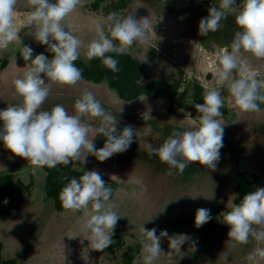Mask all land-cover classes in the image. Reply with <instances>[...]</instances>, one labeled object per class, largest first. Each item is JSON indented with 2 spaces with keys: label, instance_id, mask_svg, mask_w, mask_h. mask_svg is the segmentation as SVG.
<instances>
[{
  "label": "rangeland",
  "instance_id": "374dc122",
  "mask_svg": "<svg viewBox=\"0 0 264 264\" xmlns=\"http://www.w3.org/2000/svg\"><path fill=\"white\" fill-rule=\"evenodd\" d=\"M125 1L126 8L117 15V18L132 15L137 20L147 18L149 21L146 39L143 42H135L128 50L142 61L147 80H179L180 91H186L183 99V102H186L184 112H188L193 102L191 96L195 87L199 88L203 96L212 89L221 91L224 106L220 109L222 116L218 118L219 122L224 124L222 125L224 146L220 149V159L215 170L199 163H192L182 174L172 169L173 174L168 175L167 164L161 162L158 156L149 157L147 151L139 149L137 144L140 127L132 126L134 122L125 119L117 131H122L126 125H130L136 129L137 134L127 151L114 154L103 162L82 151L80 158L84 160V156L87 155L84 162L89 170H97L101 175L119 183L117 191L114 189V196L109 200L115 205L114 211L121 216L114 233L123 234L121 236L124 247L141 244L142 227L148 230L156 228L158 236L162 230H167L169 237L178 234L188 235L189 240L181 246L180 252L169 247L167 237L162 238L163 253L154 264H253L248 260V256L256 248H264V241H257L250 236L249 243L235 244L227 235L230 226L223 221H220L212 232L199 234L192 218H186L196 207L211 210L230 206L234 196L233 187L237 170L250 168L259 178L258 182L255 176L257 187L264 188V115H253L254 117L246 121L248 111H243L245 115L237 118L233 111L225 110L227 103H234V97L229 91L232 79L254 77L262 84L259 94L264 95V59L255 58L250 53L242 51L240 57L243 63L240 69L234 70L223 85L217 76L219 70L217 58L223 54L225 48L231 52L234 33L240 30L235 24V16L242 8L244 0L240 9L226 14V18L220 22L222 27L218 31L209 32L207 35L199 34V21L208 15L209 8L203 6L199 0ZM26 3L27 0H18L16 6L14 26L19 29V38L9 43L7 47L0 48V110L19 102L13 95L14 81L23 78L29 67V62L24 61L21 55L23 46L28 45L33 49V58L47 49V45L40 44L30 34L33 29L25 26L26 16L31 11L25 7ZM70 15L62 23L83 42L80 58L88 62L89 59L85 55L86 46L95 38V25L104 22L102 18L104 15L101 10L90 11L86 0L82 7L78 6ZM221 39H228L231 44L226 46L221 43ZM150 50H153L154 54H151ZM41 78H45V82L57 84L43 74ZM78 82L65 87L73 91ZM85 83L87 86L81 90L91 92L106 111L120 112L121 107L123 113L133 111L134 102L119 100L115 91L110 89L105 81L98 84L87 81ZM52 90L53 87L50 88L51 92ZM257 103L259 109L264 108V102ZM58 104L70 115L75 114V101L65 103L61 100ZM49 107L51 106L45 101L40 110L44 111ZM177 108L175 104L171 106V109ZM89 118L92 122L88 120ZM86 119L93 128L100 124V118L85 117ZM2 123L0 121V126ZM162 125L172 130L171 135L173 131L179 130L178 125L169 123ZM143 129L147 131L149 128L145 126ZM93 135L95 132L90 131L89 139ZM150 135L157 139L155 147L161 146L157 128L148 136L151 137ZM105 140L103 135L95 136L93 138L95 147L97 149L103 147ZM0 153H3V158L0 159V173L11 172L23 184L29 185L27 191L19 194L21 207L8 216L0 215L2 257L16 258L23 264H41L43 255L53 253L64 245L68 236L75 234L89 218L93 211L91 204L87 213L74 214L65 209L55 210L52 200L44 193L45 172L42 166L15 156L4 147L2 141ZM237 159H240L238 164ZM195 196H197L195 199L191 198ZM253 228L257 231L262 230L256 225H253ZM77 246H80V243L73 245L69 253L80 251L76 249ZM121 250L90 249L85 260L75 264H123ZM142 256L143 252L138 264H143ZM256 264H264V260L258 259Z\"/></svg>",
  "mask_w": 264,
  "mask_h": 264
},
{
  "label": "clouds",
  "instance_id": "9594fccd",
  "mask_svg": "<svg viewBox=\"0 0 264 264\" xmlns=\"http://www.w3.org/2000/svg\"><path fill=\"white\" fill-rule=\"evenodd\" d=\"M17 3L18 0H0V48L7 47L19 38V29L14 26ZM84 3L85 0H27L25 4V7L31 9L26 16L25 26L33 29L30 34L40 44L47 45V50L53 56L49 59L40 53L33 58V49L28 45L23 46L21 55L24 61L29 62V67L23 78L14 81L13 95L19 102L0 110V121L3 122L0 126V141L15 156L34 165L67 166L73 160H79L82 151L103 162L114 154L127 151L134 142L133 138L137 137L136 129L130 125L118 132L117 116L106 111L88 91L75 101V114L70 115L59 104L50 111L40 110L50 92L41 74L51 82L62 85H75L82 78V70L74 62L79 58L83 42L67 30L62 22ZM234 4L235 0H220L219 8L210 7L208 15L199 21V34L218 31L226 14L235 11ZM235 24L240 30L234 33L231 52L225 48L217 58V76L222 85L229 80L234 70L240 69L243 63L240 57L242 51L264 59V0H244L235 16ZM148 27L147 18L137 20L132 15L117 18L116 13H111L105 22L95 25L96 36L87 44L85 55L89 60L100 58L108 69L118 72L119 61L106 54H125L135 42L146 39ZM261 86V82L254 77H241L232 79L229 91L235 105L242 111H258L257 101L264 102V95L259 94ZM223 106L219 89L207 91L203 103H194L195 109L201 114L199 126L192 130L173 131L159 147L148 144L149 157L156 155L167 164L168 175L173 174L172 169L182 174L192 163L215 170L220 159V149L224 146V124L216 119L222 116L220 109ZM84 117L100 118L99 126L93 128L90 122L82 119ZM90 131L95 132L91 139ZM150 133L149 128L144 135ZM97 135L106 138L103 147L99 149L93 142ZM111 193L112 189L106 187L101 173L90 170L79 179L71 178L59 194L62 207L74 213H87L91 204L92 214L81 227L90 234L87 240L91 249L96 251H103L112 244L115 227L121 218L114 211L115 205L109 202ZM210 219V209L196 210L194 223L197 228ZM223 222L230 226L227 235L235 244L249 243L250 236L257 241H264V188L257 187L255 191L246 194L239 204H234L224 215ZM253 225L262 230L257 231ZM141 231L143 264H154L163 253L162 238L167 237L169 247L177 252L189 240L187 234L169 237L167 230H162L159 236L156 235V228L148 230L142 227ZM258 259L264 260V248H256L248 256L253 264ZM133 264H138V258L133 260Z\"/></svg>",
  "mask_w": 264,
  "mask_h": 264
},
{
  "label": "trees",
  "instance_id": "16d2710c",
  "mask_svg": "<svg viewBox=\"0 0 264 264\" xmlns=\"http://www.w3.org/2000/svg\"><path fill=\"white\" fill-rule=\"evenodd\" d=\"M89 4V9L92 12L101 10L104 16L111 13H119L126 8L125 0H86ZM200 3L207 7L219 8L220 0H199ZM243 0H235L233 5L234 9H240ZM103 4V5H102ZM231 12V11H230ZM229 13V12H228ZM227 13V14H228ZM114 43L118 44V41ZM154 54L153 50H150ZM44 54L51 59L53 54L47 49ZM106 55L112 56L119 61L118 72H112L108 69L100 58H93L88 62L83 61L80 57L74 62L75 65L82 70V80L92 83H100L105 81L107 86L114 90L117 97L124 101L129 102L137 97L144 95L148 97L157 98L160 96L166 97L169 101L170 107L168 112L171 113V106L175 104L178 108L182 106L183 99L185 98L186 91H180V82L175 79H154L147 80L146 72L143 67L142 61L132 54L126 52L125 54L107 53ZM179 72H181L178 69ZM194 103H203V95L198 87L191 96ZM218 118V117H217ZM216 118V119H217ZM45 172L43 188L45 196L52 200L54 209L62 211V202L59 199V194L64 186L70 181L71 178L79 179L80 176L86 171H90L79 160H73L67 166L58 164L56 167L42 166ZM67 177L68 179H65ZM102 178L106 181V187L112 189L110 199L113 197V192L116 187L114 180L108 179L104 176ZM257 178L248 171H237L236 180L233 187V199L230 206L219 207L210 210L211 219L203 226L197 228L199 234H208L214 230L220 221H223L224 215L231 210L234 204H239L243 197L256 190ZM29 185L23 184L11 172H4L0 174V215L8 216L12 211L18 210L21 207L20 192L27 191ZM7 200L5 204L4 201ZM201 207H196L193 210L192 220L194 221L196 210ZM223 210V211H221ZM74 213V212H73ZM75 212L74 214H80ZM141 244H136L135 247L126 246L121 235L112 236V244L107 248L110 251L115 249L121 250V259L123 264H132L133 260L139 255ZM3 245L0 242V264H23L16 258H3L2 257Z\"/></svg>",
  "mask_w": 264,
  "mask_h": 264
},
{
  "label": "crops",
  "instance_id": "0c3cea01",
  "mask_svg": "<svg viewBox=\"0 0 264 264\" xmlns=\"http://www.w3.org/2000/svg\"><path fill=\"white\" fill-rule=\"evenodd\" d=\"M119 13H121V11ZM119 13H117V15ZM69 16H71V15H69ZM107 17L108 16L102 17L104 22L107 20ZM105 31L106 32L108 31L107 27H105ZM221 43H223L226 46H229L231 44L230 42H228V39L227 40L221 39ZM80 56H81V53H80L79 57ZM24 63L27 64L26 62H24ZM82 81H84V80H82ZM82 81L78 82V85H76V89H74L73 91L70 89L68 90V88L65 87V85L63 86V85H59V84H51V83L45 82L46 86H49L50 88L53 87L52 92L51 91L49 92V95H48L47 99L45 100L47 102V104H49L51 107H49L45 110L50 111L61 100H63L65 103H70V102L76 101L86 91V90H81L87 86L85 83L86 81L85 82H82ZM200 86H203V85L200 84ZM62 87H65V88H62ZM56 89H59V90L61 89V90L57 91ZM132 101L134 102L133 103V111L130 113H123V112L119 113L118 111H112V112L109 111V112L111 114L117 116V118L119 120L118 126L122 125L123 124L122 121H124L125 119L126 120L130 119L134 122L132 126H134V127L139 126L140 127L138 129L139 134H138V144H137L138 147H140L139 148L140 150L143 149L144 151H147V145L148 144H151L153 147H155L154 144H155V142H157V139L155 140L151 135H150L151 137H149L148 135H144L146 130H144L143 127H145V126H148V128L151 129V132H153L154 128H157V130L159 131V134H160V138L158 140L160 142V144H162L171 135V132H172V130L168 129V127L167 128L164 127L162 125L163 123L164 124L169 123L170 125H178L179 126L178 131L192 130V129H195L196 127L199 126V120H200L201 114L195 109L194 102L191 103V106L187 110L188 112H184V107H185L186 102H183L182 106L180 108L172 109V112L169 113L168 112V108L170 107L169 101L166 97H163V96L153 98V97L141 95ZM225 110L226 111H230V110L233 111V113L235 114V116L237 118H239L240 116H242L244 114L243 111L238 106L235 105V102L232 104L227 103ZM246 113H247L246 115H248V116H246L247 119H245V120L247 121V120H250L251 117H254L253 115H257V114H259L260 116L264 115V108H261L258 111H248ZM82 119L85 122L87 121V119L85 120V117ZM88 120L90 122H92L90 118ZM217 120L219 121L220 118H217ZM224 122L227 123L225 120H224ZM2 154L3 153H0V159L3 158ZM80 161L82 162V164H84V166H86L88 168V166L85 164L84 160H82L80 158ZM239 161H240V159H237L236 163L238 164ZM5 167H10V166L5 165ZM243 171H248L253 176H257V174H255L254 171L248 167H246L245 170H243ZM104 177H106V176H104ZM106 178H108V177H106ZM235 178H236V172H235ZM257 178H258V176H257ZM108 179H110V178H108ZM111 180H114V179H111ZM115 182H116V187H115L116 190L115 191H117V189L119 187V183L117 181H115ZM258 182H259V178H258ZM256 186H257V184H256ZM113 196H114V194H113ZM217 206H219V204ZM214 209H216V208H214ZM214 209H211V210H214ZM191 216H193V210L188 215V217H186V218L190 219V218H192ZM113 235H123V234L114 233ZM130 235L134 236L133 234H130ZM89 236H90V234L87 231L83 230L82 227H79L75 231V234L68 236L67 242L64 245L60 246L53 253L48 252L47 254L43 255V260H42L41 264H75V263H79V262L85 260L84 258H86L88 252L91 249L90 242L87 240V238H89ZM78 243H80V246H77L76 249L80 250V251H78L76 253H69V249L72 248L73 245H76ZM126 246H130V245H126ZM142 248H143V245L141 243L139 255L137 257L138 261L141 258Z\"/></svg>",
  "mask_w": 264,
  "mask_h": 264
}]
</instances>
